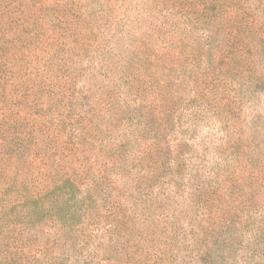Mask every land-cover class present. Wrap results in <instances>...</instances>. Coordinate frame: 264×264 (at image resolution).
Segmentation results:
<instances>
[{"label":"rangeland","instance_id":"obj_1","mask_svg":"<svg viewBox=\"0 0 264 264\" xmlns=\"http://www.w3.org/2000/svg\"><path fill=\"white\" fill-rule=\"evenodd\" d=\"M0 227V264H264V0H0Z\"/></svg>","mask_w":264,"mask_h":264},{"label":"trees","instance_id":"obj_2","mask_svg":"<svg viewBox=\"0 0 264 264\" xmlns=\"http://www.w3.org/2000/svg\"><path fill=\"white\" fill-rule=\"evenodd\" d=\"M49 197H52V200L56 197L57 200L49 202L48 207L41 200H29L23 204L24 206H21L27 208L25 215L32 223L40 222L43 218L53 217L57 222L65 224L68 218L73 219L75 217L74 194L71 191L63 192V186L54 187L53 190L43 196L42 200L48 199L50 201Z\"/></svg>","mask_w":264,"mask_h":264}]
</instances>
